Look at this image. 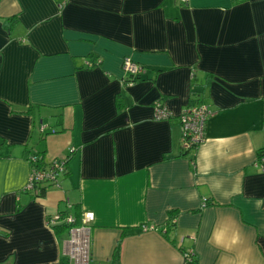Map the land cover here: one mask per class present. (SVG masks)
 Here are the masks:
<instances>
[{"label":"crops","instance_id":"1","mask_svg":"<svg viewBox=\"0 0 264 264\" xmlns=\"http://www.w3.org/2000/svg\"><path fill=\"white\" fill-rule=\"evenodd\" d=\"M201 104L214 115L186 154L179 116ZM262 149L264 0L0 2V264H264ZM37 152H74L40 198L25 191ZM63 212L82 217L85 254L51 225Z\"/></svg>","mask_w":264,"mask_h":264},{"label":"built area","instance_id":"2","mask_svg":"<svg viewBox=\"0 0 264 264\" xmlns=\"http://www.w3.org/2000/svg\"><path fill=\"white\" fill-rule=\"evenodd\" d=\"M182 3H188V0H181ZM88 67H93L91 63ZM123 69L126 77H136L145 73V69L138 65L130 57H127L123 61ZM214 115V111L207 105L189 107L180 116L181 131L183 135V149L186 151H192L198 149V147L204 143L206 139V125L208 120ZM174 117L172 111L167 109L163 104L157 103L154 108V119L156 121H169ZM31 161L35 162L36 157H31ZM257 167L264 168V151L258 156L256 161ZM63 171V163L60 161H54L48 164L46 169L33 168L25 187V191H34L36 187L44 181L55 184V187L60 188L59 175ZM94 219L93 214L86 215L84 224L89 223ZM66 223L73 224L74 218L69 216L65 219ZM61 221V215L53 218L50 223L56 225ZM86 227L72 228L69 233V240L67 242V248L69 253L74 256L76 254H85V246L88 244V238L86 236ZM85 257V255H84ZM186 257V256H185ZM85 260V259H84Z\"/></svg>","mask_w":264,"mask_h":264},{"label":"trees","instance_id":"3","mask_svg":"<svg viewBox=\"0 0 264 264\" xmlns=\"http://www.w3.org/2000/svg\"><path fill=\"white\" fill-rule=\"evenodd\" d=\"M2 0H0V2H1ZM181 1V0H180ZM182 3V2H181ZM16 18V17H15ZM15 18H13V19H11L12 21H14V20H16ZM144 68V67H143ZM145 72H146V70H145ZM145 74V73H144ZM144 74H141V75H137L136 77H128L127 78V80H126V83H134V82H138V81H141L142 80V75H144ZM159 103H161V104H163L161 101L159 102ZM123 102H122V100H120V99H118L117 100V107H118V109L119 110H121V109H123ZM201 105H203V104H201ZM198 106H200V105H198ZM195 107V106H194ZM174 118V117H173ZM173 118H171V119H173ZM170 119V120H171ZM180 119V118H179ZM169 120V121H170ZM208 123V122H207ZM206 128H207V125H206ZM55 133L57 132V131H54ZM264 151V149H262L260 152H259V155L262 153ZM183 152L184 153H186V154H189V153H192V151H186V150H184L183 149ZM74 152H72V154H73ZM72 154L67 158V159H65V160H61L60 162L61 163H63V171H62V173L59 175V182L61 183V177H64L65 175H67L68 174V164H69V161H70V158L72 157ZM258 155V156H259ZM33 156H35L36 157V161L35 162H33V161H31V157H33ZM28 162H29V166H30V169L32 170L33 168H40V169H46L47 168V166H48V164L45 162V158H44V156H43V154H40V153H31L30 155H29V157H28ZM53 187H55V184L54 183H51V182H47V181H44L43 183H40L37 187H36V189L34 190V191H28V193H30L33 197H35V198H40V197H43L45 194H46V192L50 189V188H53ZM60 215H61V221L62 222H60L61 223V225L60 226H57V224L56 225H54V226H56L55 228H56V230H57V233H64V232H67V234L69 235V233H70V230L72 229V228H80V227H82L83 226V222H82V217L80 216V215H77V217L75 218V217H73L74 218V223L73 224H68V223H66V221H65V219L67 218V217H69L70 215H69V213H60ZM72 217V216H71ZM171 222V223H170ZM174 222H176V220H175V218H173V216H171L170 218H169V224L167 225L168 226V229H167V231L168 232H171V230H172V224H174ZM52 225V224H51ZM0 234H2V235H7L8 233L7 232H1L0 231ZM118 254H119V250L117 249V251H116V253H115V256L117 257L118 256ZM186 260H187V263H189V264H197V262H196V260H195V256L192 254V253H186ZM69 258L68 257H65V258H63L62 259V261H61V264H69Z\"/></svg>","mask_w":264,"mask_h":264},{"label":"clouds","instance_id":"4","mask_svg":"<svg viewBox=\"0 0 264 264\" xmlns=\"http://www.w3.org/2000/svg\"><path fill=\"white\" fill-rule=\"evenodd\" d=\"M207 174V172H205ZM213 187L217 190H219L222 186V182L220 180H216L213 178ZM220 232H223V229L218 230ZM213 239L218 247H222L225 249V251H232L233 246L240 244V236L239 233L236 232L231 239L230 244H224L222 242V237L217 235V232H213ZM222 260L224 261V264H234V262L230 261L227 257H223ZM243 264H246V261L243 262Z\"/></svg>","mask_w":264,"mask_h":264},{"label":"rangeland","instance_id":"5","mask_svg":"<svg viewBox=\"0 0 264 264\" xmlns=\"http://www.w3.org/2000/svg\"><path fill=\"white\" fill-rule=\"evenodd\" d=\"M67 240H69V238H67Z\"/></svg>","mask_w":264,"mask_h":264}]
</instances>
